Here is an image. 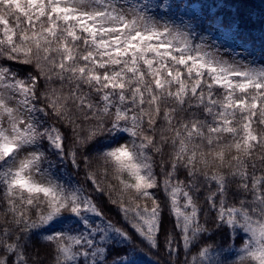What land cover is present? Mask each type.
Wrapping results in <instances>:
<instances>
[{
	"label": "snow or ice",
	"instance_id": "obj_1",
	"mask_svg": "<svg viewBox=\"0 0 264 264\" xmlns=\"http://www.w3.org/2000/svg\"><path fill=\"white\" fill-rule=\"evenodd\" d=\"M206 21L227 26L189 0H0V264H41L36 244L50 264H264V65L224 59ZM94 163L128 194L119 226L62 179L103 191Z\"/></svg>",
	"mask_w": 264,
	"mask_h": 264
},
{
	"label": "trees",
	"instance_id": "obj_2",
	"mask_svg": "<svg viewBox=\"0 0 264 264\" xmlns=\"http://www.w3.org/2000/svg\"><path fill=\"white\" fill-rule=\"evenodd\" d=\"M173 2V0H169ZM179 2V0H176ZM191 3H195L198 6H202L205 10V15H208L211 20H215L217 24L223 23L227 26H224L225 29H232V34H226L222 38L218 35H212L214 40H228L229 45H232V37L235 36L236 28L233 24L239 25L240 32L247 38V41H238L246 46V50L252 53L257 58L260 55H264V0H207V2L201 5V0H189ZM207 30H204V29ZM198 33L203 37L209 36L214 31L206 21L204 25L197 29ZM199 42V38L197 39ZM14 68H25L26 66L14 65ZM25 72H21V75H25ZM145 127L147 124L145 123ZM51 160H55V157H49ZM167 160V155L164 157ZM157 165L156 172L159 173V161L160 158L156 157ZM43 167H47L45 162ZM92 171L96 172V181L103 191H96L95 186L90 180H85V172L83 166L77 172L72 169L70 166L67 170L71 175L64 174L62 179L70 180L72 183L80 186L82 185L85 190V194L90 196L93 199V202L97 205L98 210L102 213V216L105 221H111L117 226L122 223V213L120 211V205L123 203L125 206L128 205V194L122 192L121 186L117 180L113 178V174L109 171L105 174V171L101 165L94 163ZM57 173L59 174V167L57 168ZM109 185L112 187L110 188ZM157 197L164 201L165 197L163 192L153 190ZM115 200L116 203L111 201ZM147 204L151 207L150 201H140L141 207ZM165 223L169 222V217L167 211L164 213ZM209 227H212L211 223ZM203 243L212 244L214 250L220 248L226 249L230 240L224 233H217L211 236L210 239L205 240ZM241 241L236 240V248L241 246ZM36 247L39 248L38 260L41 264H50L51 257L49 255V250L43 245L36 244ZM31 252V249L29 250ZM197 251V248H193L189 253L191 256ZM112 256H109L111 260ZM164 259L160 254L154 255L151 257V260H162ZM148 260V258H146ZM150 264V261H149Z\"/></svg>",
	"mask_w": 264,
	"mask_h": 264
},
{
	"label": "rangeland",
	"instance_id": "obj_3",
	"mask_svg": "<svg viewBox=\"0 0 264 264\" xmlns=\"http://www.w3.org/2000/svg\"><path fill=\"white\" fill-rule=\"evenodd\" d=\"M164 13H160L163 15ZM232 29H225L224 27L216 28L211 35L205 36L204 40L206 43L214 45L217 49H219L221 56L232 62L233 60L241 61L242 63L249 62L250 59L257 61L259 64L264 65V55H260L257 58L246 50V46L242 45L235 36L232 37V45H229L228 40H214L212 35H218L221 38L226 34H232ZM37 180L40 179L39 176L36 177Z\"/></svg>",
	"mask_w": 264,
	"mask_h": 264
}]
</instances>
